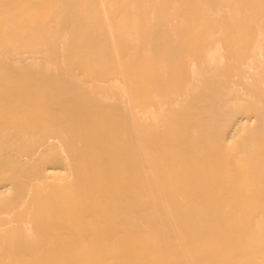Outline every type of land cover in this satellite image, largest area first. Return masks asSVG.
Segmentation results:
<instances>
[{
  "label": "bare ground",
  "instance_id": "obj_1",
  "mask_svg": "<svg viewBox=\"0 0 264 264\" xmlns=\"http://www.w3.org/2000/svg\"><path fill=\"white\" fill-rule=\"evenodd\" d=\"M0 264H264V0H0Z\"/></svg>",
  "mask_w": 264,
  "mask_h": 264
}]
</instances>
